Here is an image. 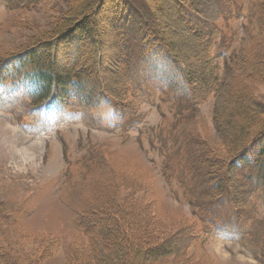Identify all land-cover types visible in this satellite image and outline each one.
<instances>
[{"label":"rangeland","instance_id":"374dc122","mask_svg":"<svg viewBox=\"0 0 264 264\" xmlns=\"http://www.w3.org/2000/svg\"><path fill=\"white\" fill-rule=\"evenodd\" d=\"M76 1L47 0L35 6L31 0H0V67L11 63L10 53L52 29ZM260 2L205 0L199 7L201 21L214 30L207 57V68L214 73L210 78L199 74L198 85L204 86V76L213 82L204 86L203 99H194L176 69L160 58L153 67L140 65L133 95L126 105L119 103L123 111L115 100L97 93L64 96L57 87L44 93L35 70L31 77L9 76L0 83V255L13 264L40 256L38 264H97L90 258L81 209L107 202L113 179L135 177L149 185L165 220L199 222L202 237L191 248L198 254L194 264H264V180L259 168L237 169V213L222 183L216 187L222 190L220 197L208 196L217 181H210L208 164L202 161L204 151L221 146L215 115L233 95L231 56H240L261 35ZM146 3L130 0L128 8L129 41L138 61L142 30L154 12ZM107 13L104 6L99 9L103 57L111 62L116 38ZM167 36L171 43L179 39L171 32ZM80 39L85 45V37ZM75 40L60 44L63 68L78 53ZM2 69L11 73L10 67ZM183 69L189 73L188 67ZM108 86L115 89L110 81ZM245 87L251 105L264 110V84L250 80ZM142 225L135 219L132 232L141 235ZM49 245L51 251L44 255Z\"/></svg>","mask_w":264,"mask_h":264},{"label":"trees","instance_id":"16d2710c","mask_svg":"<svg viewBox=\"0 0 264 264\" xmlns=\"http://www.w3.org/2000/svg\"><path fill=\"white\" fill-rule=\"evenodd\" d=\"M31 1L36 6L47 0ZM145 1L149 10L154 12L142 30L140 61L131 49L127 30L130 0H78L67 12L60 14L52 29L32 38L28 47L10 53L11 63L3 66L10 67L11 73L8 74L7 70L0 72V83L9 76L31 77L30 72L35 70V79L44 93L48 94L57 87L64 96L76 91L89 97L97 93L126 105L134 93L136 80L141 77L140 65L153 67L160 58L176 69L178 78L187 83L194 99H203L206 95L204 86L213 83L207 77L214 73L207 68L214 30L208 29L199 15V7L205 0ZM102 6L107 8L108 25L116 38L115 59L111 62L104 60L102 51L99 18ZM259 8L261 35L243 49L240 56L238 53L231 56L235 71L230 75L234 84L230 91L234 96L231 95L230 103L227 100L225 104L228 106L217 110L215 115L216 128L222 136L221 146H211L202 155L203 163L209 168L207 176L210 181H217L212 186L213 193L209 192L208 196L220 197L222 190L216 187L222 183L236 212L241 208L238 167L256 169L257 166L264 180V110L251 105L252 99L248 98L246 93L249 91L245 87L250 80L264 84V0ZM169 32L172 37L179 38L171 40L175 44L170 42ZM84 37L86 44L82 46L80 38ZM73 38L78 44V53L70 60L68 68H63L65 61L61 65L58 59L60 44ZM184 67H188L189 73L184 72ZM200 73L208 74L201 82L204 86L198 85ZM109 75H118L119 82L108 80ZM107 81L115 89H110ZM119 107V111L125 109L120 104ZM129 179H113L109 183L107 202L103 200L101 205L91 204L81 209L87 222L85 233L91 241L92 261L97 264H194L198 254L191 248L202 237L199 222L178 218L173 224L165 220L156 199L150 196L149 185L143 179ZM135 219H140L145 227L141 235L132 232L135 231L132 227ZM50 245L44 255L51 251ZM38 258L29 259L27 264H38ZM0 264L13 262L0 255Z\"/></svg>","mask_w":264,"mask_h":264},{"label":"bare ground","instance_id":"6f19581e","mask_svg":"<svg viewBox=\"0 0 264 264\" xmlns=\"http://www.w3.org/2000/svg\"><path fill=\"white\" fill-rule=\"evenodd\" d=\"M185 239V238H184ZM181 242V241H180Z\"/></svg>","mask_w":264,"mask_h":264}]
</instances>
